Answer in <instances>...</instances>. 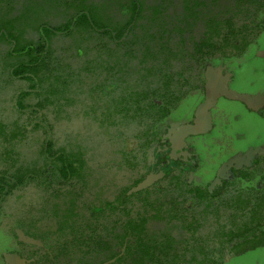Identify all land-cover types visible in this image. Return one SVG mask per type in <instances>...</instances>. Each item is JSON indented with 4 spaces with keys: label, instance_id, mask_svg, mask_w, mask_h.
Returning <instances> with one entry per match:
<instances>
[{
    "label": "trees",
    "instance_id": "1",
    "mask_svg": "<svg viewBox=\"0 0 264 264\" xmlns=\"http://www.w3.org/2000/svg\"><path fill=\"white\" fill-rule=\"evenodd\" d=\"M263 33L264 0H0V226L50 240L58 264H225L264 246V201L146 181L172 110Z\"/></svg>",
    "mask_w": 264,
    "mask_h": 264
},
{
    "label": "flooded vegetation",
    "instance_id": "2",
    "mask_svg": "<svg viewBox=\"0 0 264 264\" xmlns=\"http://www.w3.org/2000/svg\"><path fill=\"white\" fill-rule=\"evenodd\" d=\"M262 36L240 57L213 64L214 71L206 73L204 84L193 88L172 110L149 151L147 182L179 176L193 188L196 201H264ZM253 60L258 64L252 72L260 78L246 84L244 63ZM172 117L179 123L174 130L168 126ZM7 216L1 213L0 222ZM2 224V264H58L50 240L42 241L31 235L37 232ZM19 230L43 246L24 243ZM261 248L264 246L247 253Z\"/></svg>",
    "mask_w": 264,
    "mask_h": 264
},
{
    "label": "rangeland",
    "instance_id": "3",
    "mask_svg": "<svg viewBox=\"0 0 264 264\" xmlns=\"http://www.w3.org/2000/svg\"><path fill=\"white\" fill-rule=\"evenodd\" d=\"M261 41H262V43H264V33H263V36L261 37ZM257 64H258V62H255L254 60L251 62L244 63V68H243L244 69V79H245L244 83L247 84L251 80L254 81V80H257L260 78V76L254 75L252 72V69L254 67H256ZM263 75H261V76H263ZM262 81H264V79ZM178 124L179 123L177 122V118L172 117L170 119V123L168 125L169 129L174 130ZM151 180H148V182H151ZM2 213H4V210L2 211ZM3 240L4 239H3L2 233L0 232V252L2 249L1 245L3 243ZM3 251L0 253V264H2L1 255L3 254ZM225 264H264V248H261L259 250L247 253V254L242 255V256H233L229 260H227Z\"/></svg>",
    "mask_w": 264,
    "mask_h": 264
},
{
    "label": "water",
    "instance_id": "4",
    "mask_svg": "<svg viewBox=\"0 0 264 264\" xmlns=\"http://www.w3.org/2000/svg\"><path fill=\"white\" fill-rule=\"evenodd\" d=\"M208 105H209V104H207V105L203 108V111H204V112H206V110H207V108H208ZM135 190H137V188H133V189H131V190L128 192V194L126 195V197H127L128 195H130V194H131L133 191H135ZM18 235H19V237H20V240L23 241V242L26 243V244H31V245H36V246H43V244H42L41 241L36 240V239H34V238H31V237H28V236H25L24 233H23L21 230H19Z\"/></svg>",
    "mask_w": 264,
    "mask_h": 264
}]
</instances>
